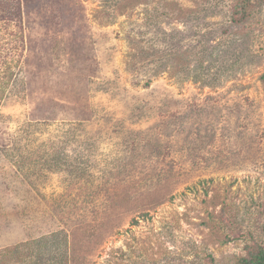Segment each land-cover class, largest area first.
I'll list each match as a JSON object with an SVG mask.
<instances>
[{"label":"rangeland","instance_id":"rangeland-1","mask_svg":"<svg viewBox=\"0 0 264 264\" xmlns=\"http://www.w3.org/2000/svg\"><path fill=\"white\" fill-rule=\"evenodd\" d=\"M0 0V264H240L264 244V0Z\"/></svg>","mask_w":264,"mask_h":264},{"label":"trees","instance_id":"trees-1","mask_svg":"<svg viewBox=\"0 0 264 264\" xmlns=\"http://www.w3.org/2000/svg\"><path fill=\"white\" fill-rule=\"evenodd\" d=\"M233 18L235 20H244V17L248 15L247 0L236 3L233 7ZM250 250L247 256H245L240 264H264V244H257L256 246L249 245Z\"/></svg>","mask_w":264,"mask_h":264}]
</instances>
